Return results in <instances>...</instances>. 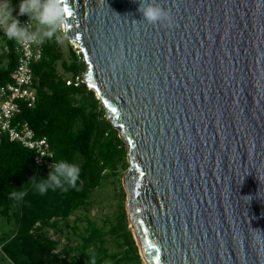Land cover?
I'll return each instance as SVG.
<instances>
[{
	"label": "water",
	"instance_id": "obj_1",
	"mask_svg": "<svg viewBox=\"0 0 264 264\" xmlns=\"http://www.w3.org/2000/svg\"><path fill=\"white\" fill-rule=\"evenodd\" d=\"M156 2L173 27L144 22L140 0H60L126 146L141 257L264 264V0Z\"/></svg>",
	"mask_w": 264,
	"mask_h": 264
},
{
	"label": "trees",
	"instance_id": "obj_2",
	"mask_svg": "<svg viewBox=\"0 0 264 264\" xmlns=\"http://www.w3.org/2000/svg\"><path fill=\"white\" fill-rule=\"evenodd\" d=\"M12 2L18 15L20 0ZM8 43L11 47L13 40ZM71 58V61L63 59L56 33L44 38L42 57L32 66L37 101L32 109L23 107L20 117L29 123L36 136L47 138L54 152L52 161L64 159L80 167V180L76 189H50L41 195L28 182L33 175L46 179L50 167H36L31 151L4 138L0 143V218L11 206L18 205L19 211L15 215L16 229L11 235L0 237V251L13 264H91L93 256L95 264H141L123 211L117 223L106 231L87 218L84 233L80 235L79 255L71 260L53 254L54 242L40 233L52 226V220L55 223L65 219L85 206L103 181L117 172L119 165L128 168L125 143L107 120L101 101L82 81L85 64L72 51ZM58 62L62 74L57 69ZM14 65V55L10 52L7 67L0 69V84L9 80ZM14 190L25 194L12 197L10 193ZM107 236L114 239L118 251H108Z\"/></svg>",
	"mask_w": 264,
	"mask_h": 264
},
{
	"label": "rangeland",
	"instance_id": "obj_3",
	"mask_svg": "<svg viewBox=\"0 0 264 264\" xmlns=\"http://www.w3.org/2000/svg\"><path fill=\"white\" fill-rule=\"evenodd\" d=\"M12 8V16L16 17V8L10 0ZM34 30H42L41 25L36 21H31ZM57 40L60 44L63 59L71 61V51L78 57V51L74 43L65 37L62 25L56 32ZM57 69L62 74V68L60 62L57 63ZM68 77V76H66ZM119 136V133H118ZM120 137V136H119ZM127 171V167L119 165L117 172L110 175V177L103 181L100 187H98L91 195L88 203L74 211L65 219L51 221L50 227L41 230L42 237L48 238L54 242L55 249L53 254L58 255L59 259L71 260L76 258L80 252L81 237L84 233V225L87 218L93 219L96 224L104 231L108 230L111 225L117 223V218L120 217L122 211L125 212L127 218V228L132 233V226L129 222V216L126 209V202L128 194L124 185V175ZM19 211V206L14 205L8 209L7 214L1 215L0 218V237L4 234L11 235L17 227L16 214ZM38 225V224H36ZM133 236V234H132ZM7 237V236H6ZM135 241L138 255L141 260V264H145L141 257L139 246ZM106 248L109 252L118 251L119 248L112 237L107 236ZM0 264H13L5 255L0 251Z\"/></svg>",
	"mask_w": 264,
	"mask_h": 264
},
{
	"label": "built area",
	"instance_id": "obj_4",
	"mask_svg": "<svg viewBox=\"0 0 264 264\" xmlns=\"http://www.w3.org/2000/svg\"><path fill=\"white\" fill-rule=\"evenodd\" d=\"M21 26L35 31L29 18H19ZM28 23V24H27ZM3 26L0 25V69H5L8 54L14 55L15 65L9 73V80L0 84V143L5 138L18 143L32 152L36 167H50L54 152L45 136H36L29 123L21 119L23 107L32 109L37 101L33 64L40 61L43 52L44 38L41 42L21 43L13 40L10 47ZM67 81L66 84H70Z\"/></svg>",
	"mask_w": 264,
	"mask_h": 264
},
{
	"label": "clouds",
	"instance_id": "obj_5",
	"mask_svg": "<svg viewBox=\"0 0 264 264\" xmlns=\"http://www.w3.org/2000/svg\"><path fill=\"white\" fill-rule=\"evenodd\" d=\"M142 14L143 21L164 27H173L170 12L160 6L156 0H140L137 9ZM60 0H20L18 16L27 15L30 21H36L43 26L42 30L30 32L27 25L21 26L20 21L12 16L10 0H0V25L3 26L4 34L10 40L21 43L41 42L43 38H51L64 23V13ZM28 24V23H27ZM119 63V61H117ZM116 65L114 64L113 67ZM80 167L72 162L61 159L52 161L46 179H38L33 175L28 183H33L36 190L46 194L50 189L67 191L69 188L76 189L80 180ZM78 190V189H77ZM24 192L12 191V197L20 198ZM95 264V257L91 261Z\"/></svg>",
	"mask_w": 264,
	"mask_h": 264
},
{
	"label": "bare ground",
	"instance_id": "obj_6",
	"mask_svg": "<svg viewBox=\"0 0 264 264\" xmlns=\"http://www.w3.org/2000/svg\"><path fill=\"white\" fill-rule=\"evenodd\" d=\"M76 46V45H75ZM145 263V262H144ZM146 264V263H145Z\"/></svg>",
	"mask_w": 264,
	"mask_h": 264
}]
</instances>
